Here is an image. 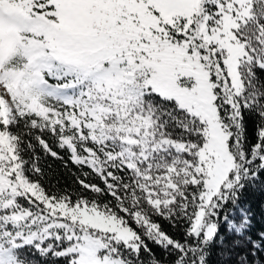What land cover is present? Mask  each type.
<instances>
[{"label":"snow or ice","instance_id":"1","mask_svg":"<svg viewBox=\"0 0 264 264\" xmlns=\"http://www.w3.org/2000/svg\"><path fill=\"white\" fill-rule=\"evenodd\" d=\"M252 190L264 0H0V264H264Z\"/></svg>","mask_w":264,"mask_h":264},{"label":"trees","instance_id":"2","mask_svg":"<svg viewBox=\"0 0 264 264\" xmlns=\"http://www.w3.org/2000/svg\"><path fill=\"white\" fill-rule=\"evenodd\" d=\"M53 164V168L55 170V174L59 176L62 185L71 184L72 182V175L68 169H64L60 166L59 161H49ZM71 171H75L70 165ZM246 198L248 202L251 204L254 212H255V225L256 228L259 229L264 226V194H262L259 190H252L246 194ZM163 226L168 229L170 232H175V229L171 228L170 225L166 221L162 222ZM157 252H160L159 249H154ZM219 257L213 255L212 257V264H219Z\"/></svg>","mask_w":264,"mask_h":264}]
</instances>
